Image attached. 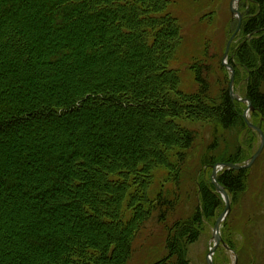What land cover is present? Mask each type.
I'll list each match as a JSON object with an SVG mask.
<instances>
[{
	"label": "trees",
	"instance_id": "obj_1",
	"mask_svg": "<svg viewBox=\"0 0 264 264\" xmlns=\"http://www.w3.org/2000/svg\"><path fill=\"white\" fill-rule=\"evenodd\" d=\"M171 5L0 0V264H128L152 225L178 207L199 134L176 120L252 133L229 79L214 102L213 65L225 72L222 56L195 60L197 92L183 91L173 68L183 36ZM239 11L228 66L237 82L244 75L253 124L263 131L264 0H242ZM250 157L228 149L204 158L201 204L168 229L167 255L156 264H191L203 219L223 205L212 168ZM249 170L219 173L229 197L244 196ZM159 179L173 183V197L156 191Z\"/></svg>",
	"mask_w": 264,
	"mask_h": 264
},
{
	"label": "rangeland",
	"instance_id": "obj_2",
	"mask_svg": "<svg viewBox=\"0 0 264 264\" xmlns=\"http://www.w3.org/2000/svg\"><path fill=\"white\" fill-rule=\"evenodd\" d=\"M171 2L173 14L181 22L183 36V44L178 52V62L173 66L174 69L181 72L182 89L188 94L197 92V86L190 71V66L195 60L205 61L203 58L222 56L223 64L226 66L225 72L213 65L215 66V75L213 76L212 95L216 103L219 101L222 89L226 87L228 79L230 88L232 76L225 64H228L229 57L224 63L227 45L238 26L237 20L231 13L232 0H171ZM237 9L240 10V4L237 5ZM235 39L230 46L229 55L239 42L238 37ZM244 81L243 75L242 79H239L238 82L234 79L233 83V89L241 99H246ZM236 102L241 103L245 107V111L247 110L246 104ZM250 115L251 112L248 114V119L253 123ZM176 124L199 134V140L188 152L186 165L183 168L180 189L177 192L179 194L178 207L169 216L166 224L152 225L153 228L147 233L148 236L144 240L138 241L136 251L128 264H156L166 257L168 229L176 222L192 216L201 204L200 187L202 183H207L210 176L208 168L204 166L205 157L218 156L222 151L228 149L231 154L240 150L243 157L249 155L252 157L258 152L261 145V138L254 130H251L252 133L247 130L242 132L218 130L215 132L211 122H194L186 118L176 120ZM259 124L262 125V123ZM262 127L264 131V124ZM214 142H217L218 147H212ZM84 170L88 171L87 169L80 171L84 172ZM156 191L168 192L169 196L173 197L175 189L172 182L159 179ZM222 202L223 205L217 210L214 218L203 219L200 226V238L189 247L188 258L191 264H207L206 258L214 246V227L226 209L223 199ZM230 207L231 211L221 224L220 229L223 243L217 249L213 263L264 264V149L249 170L246 193L242 197L233 198L230 196Z\"/></svg>",
	"mask_w": 264,
	"mask_h": 264
},
{
	"label": "water",
	"instance_id": "obj_3",
	"mask_svg": "<svg viewBox=\"0 0 264 264\" xmlns=\"http://www.w3.org/2000/svg\"><path fill=\"white\" fill-rule=\"evenodd\" d=\"M240 1L241 0H233L231 2V13L234 16V18L237 20L238 26H237L236 31L232 35V37H231V39H230V41H229V43L227 45V49H226V52H225V55H224V60L227 59L231 43L233 42L235 37L238 35V33L240 31V28H241V25H242V16H241V14L239 13V11L237 9V5L239 4ZM231 71H232V78H231L230 88H229L230 96H231V98L233 100L239 101V102H242V103L248 105V109L244 113V119H245L247 125L249 126V128L253 129L254 131H256L260 135V137H261V145H260V148H259L258 152L251 158V160L247 164H245L243 166H239V165H235V164H220V165H216V166L213 167L212 183L215 186L216 190L220 194H222V196L225 198L226 209H225L224 213L219 217V219L217 220L216 225L214 227V233H213L214 236L213 237H214V240H215V245H214L213 248L210 249V253H209V255L206 258L207 264H214L213 263V257H214V255L216 253L217 248L220 246V244L222 242V239L220 237V227H221L222 222L225 220V218L227 217V215L229 214L230 209H231L230 208V203H229V196L226 193V191L224 190V188L222 186H220L219 183H218L219 169L229 168V169L239 170V171L240 170L250 169L251 166H253L254 163L256 162V160L259 158V156L262 154L263 149H264V132L259 127H256L255 125H253L249 121L248 112L250 110L253 111L252 105H251L249 100L241 99L237 94H235L234 89H233L234 71H233V69H231Z\"/></svg>",
	"mask_w": 264,
	"mask_h": 264
},
{
	"label": "bare ground",
	"instance_id": "obj_4",
	"mask_svg": "<svg viewBox=\"0 0 264 264\" xmlns=\"http://www.w3.org/2000/svg\"><path fill=\"white\" fill-rule=\"evenodd\" d=\"M232 1H233V0H232ZM241 1H242V0H241ZM241 1H240V2H241ZM240 2H239V4H240ZM239 4H238V5H239ZM238 11H239V9H238ZM239 13L241 14L240 11H239ZM241 16H242V15H241ZM240 29H241V28H240ZM239 32H240V31H239ZM235 38H236V37H235ZM234 40H235V39H234ZM234 40H233V41H234ZM232 43H233V42H232ZM232 43H231V44H232ZM228 57H229V54H228ZM228 57H227V58H228ZM224 63H225V60H224ZM225 64L227 65V68H228L230 71H231V69H233V71H234V79H235V70H234V68L231 67V66H228L227 63H225ZM231 74H232V71H231ZM231 78H232V76H231ZM233 85H234V84H233ZM234 92H235V90H234ZM235 94H236V93H235ZM246 105H247V104H246ZM251 105H252V104H251ZM247 106H248V105H247ZM247 109H248V108H247ZM246 111H247V110H246ZM246 111H245V112H246ZM250 112H253V111L250 110V111L248 112V114H249ZM250 116H251V115H250ZM252 124H253V123H252ZM253 125H254V124H253ZM256 127H258V126H256ZM250 129H251V128H250ZM260 129H261V128H260ZM252 130H253V129H252ZM259 136H260V135H259ZM260 138H261V137H260ZM260 156H261V155H260ZM260 156H259V157H260ZM252 157H253V156H252ZM250 160H251V159H250ZM250 160L246 161V162L243 163L242 165H240V164H235V165L243 166V165L247 164ZM218 165H220V164H218ZM251 167H252V166H251ZM224 169H225V168L219 169V173H220L221 171H223ZM227 169H229V168H227ZM230 170H231V169H230ZM232 170H233V169H232ZM246 170H249V169H246ZM212 172H213V168H212ZM219 173H218V177H219ZM211 178H212V174H211ZM218 183H219V181H218ZM219 185H220V184H219ZM220 186H221V185H220ZM217 192H218V191H217ZM226 193H227V192H226ZM218 194H220V193L218 192ZM227 194H228V193H227ZM220 195H221L223 201L225 202V198L222 196V194H220ZM228 196H229V195H228ZM229 203H230V197H229ZM225 204H226V202H225ZM230 208H231V207H230ZM230 211H231V209H230ZM228 215H229V214H228ZM228 215H227V217H228ZM218 219H219V218H218ZM225 220H226V218H225ZM225 220H224V221H225ZM224 221H223V222H224ZM223 222H222V223H223ZM220 229H221V227H220ZM213 233H214V232H213ZM222 243H223V242H221V244H222ZM221 244H220V246H221ZM214 245H215V240H214ZM220 246H219V247H220ZM213 247H214V246H213ZM219 247H218V248H219ZM218 248H217V249H218ZM216 251H217V250H216ZM214 256H215V255H214Z\"/></svg>",
	"mask_w": 264,
	"mask_h": 264
}]
</instances>
